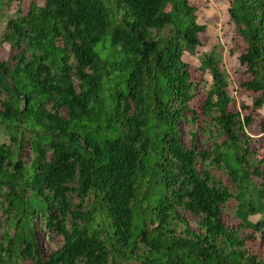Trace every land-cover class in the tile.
I'll list each match as a JSON object with an SVG mask.
<instances>
[{
  "label": "trees",
  "instance_id": "trees-1",
  "mask_svg": "<svg viewBox=\"0 0 264 264\" xmlns=\"http://www.w3.org/2000/svg\"><path fill=\"white\" fill-rule=\"evenodd\" d=\"M24 1L0 0V264H264L247 248L264 242V159L250 164L239 140L264 108V0L230 3L245 45L238 91L253 100L241 111L217 47L202 55L199 81L183 60L206 33L191 0H35L26 12ZM186 114L211 153L182 143ZM234 201L238 226H225ZM38 220L64 240L46 260Z\"/></svg>",
  "mask_w": 264,
  "mask_h": 264
},
{
  "label": "rangeland",
  "instance_id": "rangeland-1",
  "mask_svg": "<svg viewBox=\"0 0 264 264\" xmlns=\"http://www.w3.org/2000/svg\"><path fill=\"white\" fill-rule=\"evenodd\" d=\"M35 0H25L23 3V10L26 12L28 5ZM43 4L44 0H36ZM191 3L201 8L198 13V22L206 27V33L202 36L203 46L197 48L195 54L186 52L183 56V60L189 65L190 70L193 73V79L199 81L202 73L199 68L202 65L201 58L204 54H209L214 47H217V51L222 54V67L226 80L229 83L228 92L235 104L232 105L233 111H241L243 105H252L253 100L243 94L242 91H238L239 82L245 79V69L239 65L238 57L245 51V45L243 39L238 35V30L233 24L229 8L231 0H191ZM8 15H12L14 10H7ZM11 53L10 45L4 44V49L1 53V59H6ZM211 77H207V88L211 84ZM205 93L201 91L199 96L192 102V106L195 110L199 111ZM252 110H246L243 112V116H249ZM66 115V112H64ZM186 119H183L179 124V131L182 143L186 148H194L198 152L211 153L213 150V141L207 137V135L196 129L195 124L191 122L193 115L186 114ZM203 118V117H202ZM201 118V119H202ZM204 119V118H203ZM206 119V127L208 131L213 133V136L220 143L227 141V136H219V129L213 127L212 120ZM264 108H261L253 113V119L251 125H243L244 131H239L240 142H246L244 147H247L252 156L249 158L250 164H253L256 159H264ZM196 134V135H195ZM0 139L3 140V136L0 134ZM22 159L27 164L31 163V153L28 147L22 150ZM248 170H252L248 167ZM259 172L264 175V164H259ZM216 175L220 178L224 176L223 173L217 172ZM224 182L233 190L236 191V186L229 178H223ZM256 187L259 188L260 180L252 179ZM6 194V190L3 191ZM5 197H0V221L3 224L7 223V216L3 213L4 203L6 204ZM7 205V204H6ZM238 202L234 201L226 206L223 213V224L225 226H238V219L236 218L235 212L237 210ZM182 219L187 224L188 228L194 232H199V219L190 213H181ZM258 218H253L257 220ZM173 229L176 230L177 234H182L185 230V226L181 224L173 225ZM36 238L42 251V257L44 260L48 259L50 255L57 252L62 248L64 240L61 236L55 235L53 231L46 229L45 224L42 220H38L35 223ZM248 251L253 255L258 256L260 259L264 258V242L260 240L255 243H250L247 246ZM29 264H33L31 261Z\"/></svg>",
  "mask_w": 264,
  "mask_h": 264
}]
</instances>
